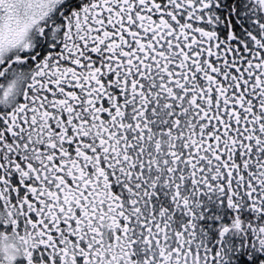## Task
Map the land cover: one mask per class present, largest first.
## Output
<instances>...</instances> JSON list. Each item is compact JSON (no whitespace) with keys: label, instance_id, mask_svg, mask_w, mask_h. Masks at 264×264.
<instances>
[{"label":"snow or ice","instance_id":"snow-or-ice-1","mask_svg":"<svg viewBox=\"0 0 264 264\" xmlns=\"http://www.w3.org/2000/svg\"><path fill=\"white\" fill-rule=\"evenodd\" d=\"M0 264H264V0H0Z\"/></svg>","mask_w":264,"mask_h":264}]
</instances>
